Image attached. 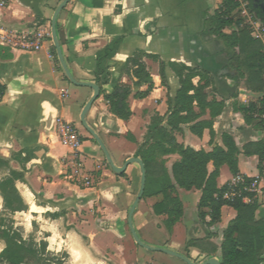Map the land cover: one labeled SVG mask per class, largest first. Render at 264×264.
Returning <instances> with one entry per match:
<instances>
[{
    "label": "crops",
    "instance_id": "0c3cea01",
    "mask_svg": "<svg viewBox=\"0 0 264 264\" xmlns=\"http://www.w3.org/2000/svg\"><path fill=\"white\" fill-rule=\"evenodd\" d=\"M62 1L7 0L0 8V84L5 87L0 100V180L14 172L18 177L15 188L26 206L25 211L9 218L14 228L20 229L23 239L44 241L47 251L65 254V264H140L141 260L151 264H186L173 256L145 250L134 241L132 253L128 252L126 236L117 225L119 219L105 222V205L99 192L69 182L68 169L74 164V150L58 143L53 133L55 118L72 122L73 105L82 111L93 92L66 79L51 54L53 46L47 37L38 51L14 48L4 40L7 35H28L34 30L50 33L52 15ZM222 2L70 0L57 17V39L73 79L99 87V98L85 120L117 167L134 157L153 118H161L160 125L166 127L180 88L169 64L206 73L212 84L204 90L205 101L223 103L221 113L211 119L209 109L194 102L193 113L198 118L179 124L173 136L178 145L210 152L215 147L224 148L222 136L228 135L237 149L238 172L232 175L226 165L220 166L216 187H229L236 178L250 179L254 187L246 193L257 200L255 219L264 221V171H259L258 156L250 146L264 145L263 113L259 117L256 113L247 114L249 121L242 113L247 108L264 112V90L255 92L247 88L246 76L241 77L235 69L232 50L212 34L209 22ZM240 17L243 20L240 27L249 28L250 36L262 43L264 54V24L256 18L250 25ZM238 30L232 23L221 33L230 35ZM115 39L120 40L107 61V83L99 85L94 76L97 53ZM139 52L157 59L143 58L150 78L135 86L136 80L123 73V68L126 60ZM160 62L164 63V80L159 72ZM198 83L199 77L192 80L194 86ZM118 86L130 89L126 103L131 115L127 120L113 115L105 100ZM208 121H212L211 133L205 129L200 137L193 134L192 125ZM82 136L84 140L76 154L86 168L103 160V154L96 142ZM161 160L172 179L171 167L180 160L179 155L166 154ZM213 169L209 162L208 172ZM135 170L139 167L134 163L125 172ZM93 195L96 199H92ZM175 196L181 203L182 215L170 229L165 226L166 215L153 212V205L160 198L146 197V203L141 204L142 197L132 217L139 240L148 247L177 253L195 264L208 259L220 263L222 233L236 212L224 205L219 220L210 223L207 210L198 208L199 190L176 186ZM242 200L250 202L247 196ZM4 212L0 196V215ZM4 247L0 240V253Z\"/></svg>",
    "mask_w": 264,
    "mask_h": 264
},
{
    "label": "trees",
    "instance_id": "16d2710c",
    "mask_svg": "<svg viewBox=\"0 0 264 264\" xmlns=\"http://www.w3.org/2000/svg\"><path fill=\"white\" fill-rule=\"evenodd\" d=\"M247 4V10L264 24V10L260 7L264 0H242ZM210 26L213 27L212 34L216 35L225 46L233 52L235 69L241 77L246 76V86L252 91L264 90V54L263 45L250 36L247 26L240 27L243 23L240 17V4L236 0H223L221 7L210 19ZM234 23L238 32L230 35L221 33L226 26ZM120 39H115L111 44L97 53L95 63V82L99 85L106 84L108 78L107 61L112 57L115 45ZM235 49L238 52L235 53ZM53 57L54 51H51ZM157 59L154 56L136 53L126 60L123 73L135 79L134 85H139L148 80L149 74L143 63V58ZM160 75L164 80V63L160 62ZM170 70L179 80V91L175 97L174 107L167 119L166 127L161 126V118H153L147 128L143 143L137 148L134 157L141 159L144 164L146 182L144 197H159L160 200L153 205V212L156 215H166L165 226L170 229L177 223L182 215V206L175 196V187L184 190L196 189L201 192L198 208L200 211L207 210L210 223H215L220 218L221 207L226 205L235 212V218L228 224L222 233L220 246V264H264V221L255 219V212L258 208L257 200L251 194L241 191L240 197L225 200L223 193L229 190L228 186L220 189L216 187L219 167L226 165L232 175L237 170V149L232 139L224 134L222 141L224 148L215 147L210 152L195 151L189 147L178 145L173 132L179 128V124H188L198 118L193 113V103L197 106L208 108L211 119L218 116L223 103L215 101L206 102L205 88L212 84L211 78L206 73L198 72L184 65L169 64ZM199 77L197 86L192 80ZM200 82H203L200 84ZM130 89L125 86H118L111 95H106L109 111L121 120H127L131 113L126 103ZM5 93V87L0 84V100ZM246 121H249L247 114L253 113L259 117L263 112L261 109H242ZM251 118V117H250ZM260 123H262L260 121ZM193 134L200 137L205 129L212 132V121L198 123L190 127ZM254 147L258 156L259 171H262L261 164L264 161V145L258 143L250 145ZM176 153L180 160L171 167L172 179L170 178L164 161L161 156ZM213 164V171L208 172L207 165ZM122 175V174H121ZM124 175V173H123ZM122 175V176H123ZM17 175L10 172L8 176L0 180V196L3 200L5 212L0 215V240L5 244L0 253V262L5 264H65L66 255H55L47 251L44 241L36 242L33 239H23L20 229L14 228L12 219L9 218L16 212L26 210V206L19 196L15 182ZM174 181V184L173 182ZM251 183L250 179H245ZM240 188V187H239ZM250 198L249 203L243 202V197ZM204 216L205 214L201 213Z\"/></svg>",
    "mask_w": 264,
    "mask_h": 264
},
{
    "label": "rangeland",
    "instance_id": "374dc122",
    "mask_svg": "<svg viewBox=\"0 0 264 264\" xmlns=\"http://www.w3.org/2000/svg\"><path fill=\"white\" fill-rule=\"evenodd\" d=\"M28 35L29 38L31 39L40 38V43L43 41L44 37H47L49 40H51L49 32L45 33L42 31L35 33L34 30L32 33ZM51 51H54L55 53L53 47ZM53 58L55 62L59 65L57 58L56 57ZM80 113L81 111L79 107L77 105H73L71 111L72 122H67L75 129V138L78 144L82 143L84 140L82 135H87L89 138H91V136L87 132H85V130L82 128L80 124ZM58 119L60 118L56 117L55 122H57ZM53 133L56 136L58 143L61 144L60 138L55 129L53 130ZM91 140L95 142L92 138ZM72 156L74 159L73 160L74 164L71 168L68 169V173L71 176L69 182L71 184L77 185L78 187L84 189L86 188L94 189V191L99 192V196L102 199L100 201H102L105 205L103 209L105 222H109V221L112 222L111 219H119L117 225H120L124 235L126 236V240H124L126 250L132 253L134 249L133 246L134 244L126 220H127L128 210L131 207L133 201L135 200L139 192V188H140L139 170H135L134 172H125L124 175L122 174L123 176L122 175L118 176L110 169L104 156H103V160H99L97 163H94L92 166H88L86 168L82 165V162L79 161V157L78 154H76V150H74ZM92 199H96V197L93 195ZM157 200L158 199H155V201ZM146 201L147 198L144 197L141 200V204L146 203ZM142 261L143 260H141L140 264H151L147 262L143 263ZM32 264H36V263H32Z\"/></svg>",
    "mask_w": 264,
    "mask_h": 264
},
{
    "label": "water",
    "instance_id": "95a60500",
    "mask_svg": "<svg viewBox=\"0 0 264 264\" xmlns=\"http://www.w3.org/2000/svg\"><path fill=\"white\" fill-rule=\"evenodd\" d=\"M70 0H63L55 9L51 21H50V38H51V42H52V46L55 50V54H56V58L57 61L59 63V66L61 68V70L63 71L66 79L73 85L75 86H79V87H88L89 89L92 90L93 94L91 96V98L89 99V101L84 105L81 113H80V124L82 126V128L91 136V138L96 142V144L98 145L99 149L101 150L107 164L109 165L110 169L118 176H120L121 174L125 173L127 167L131 164H137L140 170V188H139V192L135 198V200L133 201L131 207L128 210L127 213V226L130 232V235L134 241V243L136 245H138L139 247L148 250V251H154V252H161L170 256H173L181 261H183L186 264H195L193 262H191L188 258L181 256L177 253H174L172 251L169 250H165V249H156V248H151L148 247L146 245H144L139 238L137 237V234L135 232V229L133 227L132 224V217H133V213L135 211V208L137 207L139 201L142 199L143 195H144V191H145V182H146V174H145V168H144V164L141 161V159L136 158V157H132L127 159L123 165L121 167H117L114 165L106 147L104 146L103 142L101 141V139L98 137V135L94 132V130L87 124L85 117L86 114L88 113V111L90 110L92 104L99 98L100 95V90L99 87L93 83H81V82H76L73 77L71 76L67 65L65 63V60L63 58L62 52H61V48L57 39V32H56V21H57V17L59 15V13L63 10V8L69 3ZM260 7L264 10V4H261ZM201 264H220L216 259H208L207 261L201 263Z\"/></svg>",
    "mask_w": 264,
    "mask_h": 264
},
{
    "label": "built area",
    "instance_id": "2783aa9c",
    "mask_svg": "<svg viewBox=\"0 0 264 264\" xmlns=\"http://www.w3.org/2000/svg\"><path fill=\"white\" fill-rule=\"evenodd\" d=\"M6 1L7 0H0V8L6 5ZM238 3L240 4V15L246 19L250 25H253L256 17L249 13L245 2L239 1ZM4 40H6L12 47L20 48L26 51H38L41 48L40 38L31 39L27 34L7 35L4 37ZM262 119L264 120V112ZM55 130L57 131L60 142L63 146L69 147L72 150H76L78 148L79 144L76 142L75 129L69 123L63 121L62 119H58V121L55 122ZM261 167L264 171V161L262 162ZM253 187L254 183H246L245 179L236 178L234 182L230 183L229 190L224 193L223 198L231 201L236 197H240L241 191L246 192Z\"/></svg>",
    "mask_w": 264,
    "mask_h": 264
}]
</instances>
